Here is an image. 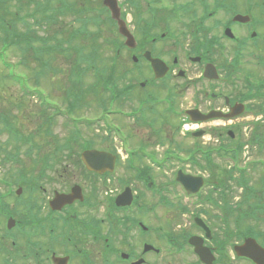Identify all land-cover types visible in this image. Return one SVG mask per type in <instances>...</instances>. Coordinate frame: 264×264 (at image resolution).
Segmentation results:
<instances>
[{
    "label": "flooded vegetation",
    "instance_id": "obj_1",
    "mask_svg": "<svg viewBox=\"0 0 264 264\" xmlns=\"http://www.w3.org/2000/svg\"><path fill=\"white\" fill-rule=\"evenodd\" d=\"M232 6L237 9L235 16H240V19H223L218 22L214 19L213 23H207L212 30L201 32L202 46L198 55L194 56L198 58L199 70L195 69L193 72L188 69L190 64L183 71L175 72V69L169 68V73L162 80L175 83L170 86L178 100H181L180 107L185 115L190 110L197 109L204 116L215 114L220 117L219 120L228 123V119L263 114L264 0H240ZM207 21L211 20H198L203 26ZM227 30L233 34L234 39L226 37ZM236 55L252 70L245 74L251 79L247 84L244 80H239L231 69ZM192 59L194 58L188 57L187 61L191 62ZM176 62L172 61L173 64ZM229 63L230 73L223 65ZM209 64L217 69V81L206 78L205 69ZM179 72H182L184 81L180 84L177 82ZM192 74L196 78L194 81V78H190ZM150 93L157 94L155 90ZM141 96L139 93L138 98ZM260 119L264 123V115L255 118V121ZM182 120L189 122L187 116ZM209 127L217 128L213 133L218 138L237 137L220 122L210 120L202 123L203 132L206 133ZM145 135L147 143L139 145L141 149L135 152L146 156L149 154L145 151L152 148L154 134L146 132ZM104 150L113 153L108 148ZM125 151L122 150L121 153H130L131 156L135 153L134 149ZM113 155L116 156V153ZM145 161L149 162L148 159ZM151 167V163L145 164L141 169L137 163H115L111 173L99 177L90 175L94 181L96 179L100 182L105 192L100 197L90 189V196L87 194L89 204L81 211L72 210L73 206H81L78 202L59 211L51 209L49 202L56 193L55 189L49 190L45 195L39 194L43 188H32L31 192L35 193L36 199L41 196L46 200L43 203L40 197L38 201H30L28 167L23 166L17 170L16 175L10 167L5 169L0 182V264H254L251 260L237 256V228L230 229V232H217L210 227V232H206L193 223L179 235L180 226L176 225L177 229H172L174 223L171 211L163 208L160 202L162 198L158 197L157 191H153L151 184L143 185L141 175L136 176L131 184L135 193L131 204L117 207L115 198L125 189L124 187L119 191L111 186L113 180L122 178L118 172H140L151 170ZM43 179L44 174L40 175L38 182ZM15 183L17 185L14 187ZM145 187L146 194L141 196ZM69 191L65 190L64 193ZM87 196L85 194L86 199ZM86 209L90 210L85 211ZM170 233H179L175 242L183 244L181 252L174 250L173 244L169 243L174 242L168 237ZM191 236H195L196 242L202 243L208 250L209 260H200L190 247ZM260 236L259 234L253 239L264 249V231ZM262 262L264 263V259Z\"/></svg>",
    "mask_w": 264,
    "mask_h": 264
},
{
    "label": "rangeland",
    "instance_id": "obj_2",
    "mask_svg": "<svg viewBox=\"0 0 264 264\" xmlns=\"http://www.w3.org/2000/svg\"><path fill=\"white\" fill-rule=\"evenodd\" d=\"M34 1H38L39 3L37 5H34ZM67 1L74 4V6H77V8H78V5L82 3V0H67ZM132 1H134V3L136 4L138 3L139 6L141 7H143V5L147 1L150 3V0H147V1L146 0H132ZM186 1L188 0H166L165 1L166 3H165L162 0H159V3L160 4L164 3L167 6L172 7L173 5L186 4L187 3ZM22 2L23 3L20 4L19 2H16L15 0L9 1V4L6 6L8 7L6 11L11 14H16V13L18 14L15 8L17 5L18 6L21 5L22 8H21L20 16H25L27 13L33 15L34 12L36 11V8L38 7L37 10L42 11L40 14L41 17L38 19V21H40V23L43 25V28L42 30L38 28V26L36 25V21L34 20L32 16V19H29L27 23L28 25H30V31L33 32V34H35V36L37 37H44L47 35L53 36L56 31V27H55L56 25L47 24L46 22H48V20H46V18L51 15V13H49L50 12L49 10H54L53 8L58 6L57 1L56 0H32V1L25 0V2L24 1ZM121 2L124 3V0H121ZM85 5L91 11L92 17L94 19H97V20L90 21L87 25L83 27L86 34H90L87 41L90 42V48L91 47L96 48L97 49L96 51L99 54L97 58L98 59L97 67L107 70L110 68V65L113 63L112 59L114 58L112 41L115 40L116 37L114 36V33H113V27L107 21L104 20L105 15H100L99 0H87ZM6 7H4V9ZM77 8L76 9L72 8V12L77 11ZM190 8L192 9L191 13H194L195 17H198L200 15V10L197 8L196 5H195V8H192L191 6ZM123 9L127 13V15L129 14V16H127L128 21H131V15H132L131 11H133L134 8L133 7L130 8L126 3H124ZM72 12H67L66 17L65 18L61 17L60 21L71 22L72 25L76 28L81 27V24H79L78 22H75V18L73 17L74 15ZM1 14H3V12ZM177 19L181 20L184 23H188L189 21L188 17H183L181 19L180 17H178ZM47 25L49 29L45 30V26ZM61 26L64 27L61 29L64 36L61 35L60 38L66 39V37L68 36L64 44L62 45V49L67 51L68 49H70V47L78 49L76 45L80 47L88 46V44L84 45V42L82 39H79L76 42V44L75 43L70 44V41H71L70 35L72 33V29H70L69 27L71 26V24L69 25L63 24ZM18 28L20 30H23L21 26H18ZM180 28L182 30L181 25L173 24L172 30H174V32L177 33L178 29ZM89 49L80 50V51L82 52V54H86L89 51ZM31 54L29 56L30 63H28L26 67L22 68V71L24 72V74H26L29 78L33 76V71H35V68L36 70L39 69L38 68L39 64L36 65V61H34V58H32L33 56ZM76 55H77V51L73 53L74 57ZM41 58L43 59L45 57H41ZM9 59L16 60V58L14 57H10ZM57 60L59 62V58H57ZM61 62L62 64H60ZM69 66H70V63L64 60H61L59 63L54 64V69H57L56 72L59 75L58 76L55 75L56 77H52L51 81H47L46 77L42 78L41 80L42 81L41 86L45 90V93L48 94L49 92L50 93L49 95H51V97L57 101L63 100L64 98L63 92L68 87L69 80L71 79V76L68 73ZM115 67H116V70H118L117 76L119 77L123 76V74L126 72V69H124L122 62H117ZM59 68H61V72ZM245 68L248 70H251L248 66ZM188 69L190 70L193 69L195 71V69L192 67ZM60 73H63V74H60ZM128 76L129 75H126L125 77L121 78V80L119 81L117 80L118 82L117 86L121 88L125 83H128V81L130 80ZM190 78H194V74L190 75ZM92 80H94L93 77L89 76V80H87V83H91ZM27 84L30 87L33 86L30 84V82H27ZM95 95H96V92H93V93H87V96H85L86 102H83L82 109H80V111L76 114L77 118L82 117V120H80V122H77L76 124L77 128L81 130V133H79L78 135V138H77L78 142L71 141L70 145H73L72 147H74V150H76L77 148L80 149L81 147L80 145L84 144L85 142H88V143H92L93 146L98 149L108 148L113 151L114 150L120 151L121 146L114 141V138L111 135H109L106 143H102L101 140L99 139V137L101 139L105 137L104 134L106 131V123L105 121L104 122L102 121L101 112L99 111V107H97V97ZM18 96H22V94L18 90V86L14 85L13 83L5 84V83L0 82V174H3L5 172L4 171L5 169L12 166L10 167V169H12L13 173L16 175L17 170H19L20 167L24 166V167H28L30 177L35 176L37 175L39 171L40 165L43 163H46L48 160V161H51L49 165L50 167H53V170H50L48 168L49 170L44 171V174H48L50 178H53V181H55L52 184H47L46 186L48 188H52V185H53V187L56 190H59V191L67 190L72 186L74 182H77L83 186V189L90 196L89 194L90 187H91L90 184L87 183V181L84 179L85 178L84 176H83L84 178L77 177V176L83 175V172L80 171L81 168L77 164L79 162V154L81 153L80 152L81 150L75 153H73L72 151L70 152L71 155H67V156L66 154L68 153H64V152L59 153L57 151V148L59 147V145L63 146V145L69 144L68 136H67L68 133L65 129H63L62 124L61 123L58 124L59 121L57 122L56 125L53 124L52 127L50 128L51 137L46 138L44 136L43 129L40 127L41 123L36 118L37 117L36 116L37 106L34 104V100L32 101V100L25 98L27 103L24 102L23 104H20L19 102L16 101L18 99L21 100V98ZM189 106H191V101L189 102ZM120 107H123V109H129L131 107H136V101L132 99L130 103H125V104L121 103ZM3 116H6L7 118L6 121L9 122L10 125H12L13 130L18 133V135L20 136L22 140H24L25 137H29L30 139L29 143H25L26 147H24L23 145H19L20 148H22V150L16 156L12 154V150L14 146L12 144V141L9 140L8 129L2 122L4 121L2 119ZM85 120H89V121H85ZM93 120H96V122ZM128 122L123 119H118V124L121 128V131L123 132L124 137L126 138L127 146L130 148H135V147L137 148L139 147V145L143 143L144 144L147 143L146 139H144L147 131L144 130L142 127L138 126L134 122L132 124H130L131 121H128ZM107 123L114 129L113 123L111 122H107ZM187 126L190 127V131L196 128L195 125H187ZM153 140L154 139H152V141ZM202 141L203 140L197 141V139L191 138V140L189 139L188 141L189 145L187 147L190 148L192 145L195 144V145H200L201 147L205 149L213 148L212 145L205 144V142L204 141L202 142ZM153 142H152V148H154L155 146ZM21 143L24 144L23 141H21ZM227 146L230 147V146H233V144H230ZM32 147L36 148L37 149L36 151H38V153L29 154V156H27L25 148L31 149ZM158 150L161 152L160 154H157ZM164 150H165V147L161 148L158 146L157 149L155 150L156 157H160ZM254 151H255L254 149L251 150L249 152V155H248V152H245L241 157V162L248 163V160H251L252 157H257L255 156L256 154ZM7 157L14 158V161L11 160L7 162L5 160ZM261 159L264 161V155L261 157ZM3 160H5L4 165H3ZM215 164H218L219 168L223 167L222 163L219 164V162H215ZM218 167L217 166L213 167L212 173L203 172V171H201L200 173L204 175L206 174L209 176L212 175L213 179H219L220 169ZM61 172H64V173H61ZM192 173L197 174L198 172L193 171ZM118 174H120V176L123 179L126 178L127 176L130 177L132 175L131 172H120V171ZM153 175H154L155 180L157 181H169L172 179V177L169 174H164L162 172L160 173V172L154 171ZM59 177L63 178L64 181H60ZM257 177L259 176H256V174H253L252 176L253 181ZM61 182H63L62 185L60 184ZM255 189L256 191H259L260 187L257 186L255 187ZM240 196H241V193L238 192V197L240 198ZM40 197L41 196L39 197L37 196L36 201H38V198ZM45 200L46 199H43V203H45ZM31 201H34V200L31 199ZM176 219L178 220H176L175 225L172 226V229L174 230L177 229L176 225L181 223V220L179 218L176 217ZM256 226H260V225L257 223Z\"/></svg>",
    "mask_w": 264,
    "mask_h": 264
},
{
    "label": "trees",
    "instance_id": "obj_3",
    "mask_svg": "<svg viewBox=\"0 0 264 264\" xmlns=\"http://www.w3.org/2000/svg\"><path fill=\"white\" fill-rule=\"evenodd\" d=\"M9 1L12 0H0V14L3 12V14L0 15V82L5 84H20L25 85L24 81L22 80L21 73L22 68L26 67L28 63H30V54L33 56L34 61H36V65L40 64L39 59L42 57V55L52 57V54H57L59 49L61 48V43L56 40L58 37L57 34H55L52 39L44 38V37H37L33 32L30 31V25H28V20L32 19V16L34 20L36 21L37 26H42L40 21L38 19L41 17L40 14L42 11H38V7L36 8V11L34 14H26L25 16H20L21 12V5H17L15 10L18 12V14H11L7 12L6 7L9 4ZM16 2H19L22 4L25 0H15ZM32 1V0H31ZM57 1V0H56ZM58 2V1H57ZM39 2L34 1V5H37ZM61 7H67L68 4L63 3V1H60ZM71 8L74 7V4H69ZM4 7H6L4 9ZM48 10V8H47ZM5 15V16H3ZM10 16V17H9ZM13 20H12V19ZM55 18L49 19L50 23H54ZM81 16L79 15L76 18V21H80ZM65 21H62L60 26L57 25L56 33H63L61 31L62 27ZM54 25V24H53ZM68 25V23H67ZM18 26H21L23 30H20ZM60 27V28H59ZM43 28V26H42ZM40 28V30H42ZM59 28V29H57ZM49 29L48 25L45 26V30ZM79 31L76 33L78 34ZM15 55V56H14ZM20 55V56H19ZM40 56V57H39ZM10 57L16 58V60L9 59ZM35 68V72H36ZM21 98V100H16L20 104L24 103V100L21 96H18ZM7 118H4V125L6 127H9V131L11 134L15 131L10 128V124L8 125V122L6 121Z\"/></svg>",
    "mask_w": 264,
    "mask_h": 264
},
{
    "label": "water",
    "instance_id": "obj_4",
    "mask_svg": "<svg viewBox=\"0 0 264 264\" xmlns=\"http://www.w3.org/2000/svg\"><path fill=\"white\" fill-rule=\"evenodd\" d=\"M105 4L110 8V10L112 12V17L116 19L117 15H118V11H117L115 2L113 0H110V1H107ZM124 29H125L124 26L121 23H119V30L121 33H125ZM129 41L130 40H128L127 42H129ZM88 155L96 157L95 153L94 154H90V153L83 154V159H84L86 164H87V157H89Z\"/></svg>",
    "mask_w": 264,
    "mask_h": 264
}]
</instances>
